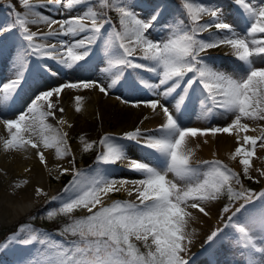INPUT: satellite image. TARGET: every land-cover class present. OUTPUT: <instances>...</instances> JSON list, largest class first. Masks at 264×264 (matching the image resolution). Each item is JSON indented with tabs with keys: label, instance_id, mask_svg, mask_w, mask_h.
<instances>
[{
	"label": "snow or ice",
	"instance_id": "snow-or-ice-1",
	"mask_svg": "<svg viewBox=\"0 0 264 264\" xmlns=\"http://www.w3.org/2000/svg\"><path fill=\"white\" fill-rule=\"evenodd\" d=\"M16 3L22 10L6 4L9 19L0 22V58L11 37L13 71L0 83V148L34 150L49 172L46 152H54L62 162L55 179L72 178L44 210L66 223L48 232L25 221L0 241V255H13L11 264H264V187L245 183L264 180V166L254 163L264 164V0ZM221 47L231 50L236 68L216 63L211 53ZM65 76L78 78L50 83ZM66 90L80 93L71 97L77 114L85 111L84 93L117 90L122 105L149 114L98 140L81 134L79 150L97 154L80 169L70 143L74 124L61 106ZM193 115L207 126H187ZM150 119L159 122L144 127ZM222 134L234 141L227 159L236 167L216 153L198 156ZM34 192L47 195L39 186ZM119 193L127 198L113 199ZM217 204V225L193 253L198 226ZM80 210L86 214L75 216Z\"/></svg>",
	"mask_w": 264,
	"mask_h": 264
},
{
	"label": "rangeland",
	"instance_id": "rangeland-1",
	"mask_svg": "<svg viewBox=\"0 0 264 264\" xmlns=\"http://www.w3.org/2000/svg\"><path fill=\"white\" fill-rule=\"evenodd\" d=\"M8 3H12L13 5H15L17 10H22L21 6L16 3V0H0V22L7 21L9 19L8 16L9 8L5 7V5ZM4 43L6 46V54L4 57L0 58V83L7 82L13 76V71L10 67L7 58V48L11 44V37L6 38ZM228 49L229 48L221 47L212 50L211 54L215 58L217 64L222 65L224 68L231 70L238 66V62L235 60L233 56L226 55V53L231 52V50ZM258 66H264V62L259 63ZM77 78H78L77 76H65L60 78L59 80L50 81V83L56 84L61 79L75 80ZM66 91H67V95L62 96L63 103L61 106H63L66 109L65 113L63 114L64 116L66 114H71V118L69 119V122L73 123L74 127L70 130V137H71L70 143L76 155V167L80 169H85L88 168L90 165H92L95 156L97 154L96 151H94L89 162L84 163L83 158L89 157V155L92 152L84 154L79 150L81 146L79 144L78 138L81 134H85L89 139L98 140L105 132L120 133L134 128L144 115V110H137L131 107H125L118 100H116L115 96L119 94V90L111 94L109 97H104L102 94H100L101 98L94 101L93 111H90L89 109L90 111L89 114L86 111H84L82 115L77 114L74 112V104L71 102V97L74 94H80V93H74L73 90H66ZM86 94H88V92L84 93L85 96ZM127 94H128L127 90H125V95ZM110 97H113L114 100L111 103H107ZM27 100L28 97H25L24 103H26ZM24 103H21L20 101L17 102L18 106L21 108L24 107ZM85 110H88L86 104H85ZM222 121L225 120L217 119L216 121H214V123L217 124V123H221ZM52 122L55 123L54 121ZM205 124H207V122ZM151 127L153 126H150V128ZM211 139L213 140L214 143H216L215 138H211ZM228 151L230 152V149ZM31 152L33 154H31ZM46 153H47L46 154L47 160L48 158L50 159L48 160V162L51 172H49L48 169H46L43 165L39 163L38 160H36L37 158L34 155V150H29V152L23 153L25 157H23L22 160H23V164L26 166H23L24 168L21 171L22 174L21 178H19V173L15 171L14 175H12L9 180L3 181L0 179L1 191H3L5 187L9 188L10 191H14L15 189H13L11 186L14 181L18 182L19 180L22 179H28L30 182L37 184L40 188L44 189L47 192L46 196L37 197L35 194L34 197L38 198L36 204L30 207L29 209H27L23 214L19 215L14 220V222L10 224H6V221L9 220L7 216V212L10 213L11 206L8 205L5 206L3 203H0V241H2L8 234L12 233L17 228L18 225L25 223V221H29L36 228L41 230H47L48 232H53L61 228L66 223L67 218L64 217L63 215L57 216L52 220H49L44 214L45 209L55 207L54 204L50 205L47 203L49 198L59 194L61 190L64 188V186L69 182V177H70V175H68V179L66 181H62V176L60 177L59 180L55 179V177L58 175V171L56 170V165L62 162L55 159L54 152L50 151ZM4 154L5 152L2 150V148H0V155L2 156ZM226 154H222L219 159L226 161ZM31 156L34 158H32ZM65 166L67 165L65 164ZM25 169H31L33 173L31 171L30 172L25 171ZM39 175L40 178L38 177ZM34 176H36V178ZM34 179H36V181H34ZM245 183L254 189H259L261 187H264V180H262L260 184L252 183L249 181H245ZM126 198L127 196L124 193H119L113 196V199H126ZM217 205L218 207H212L211 217H216L218 219L216 215H218L220 212V205L219 204ZM85 214L86 213L83 210H80L75 213V216L79 217ZM32 216H35L36 219L31 220ZM203 220H204V224L202 226H199L200 228L203 229H200V236L196 241L195 245L193 246L194 248L196 246V249L192 247L194 249L192 250L193 253L201 252L200 245L203 244L204 238L215 225V223L210 220L209 221H207L206 219ZM211 222L212 224H210ZM29 251L30 249L21 250V252L18 253V255H26ZM14 258L15 257L11 254L0 255V264H11V261ZM220 259L223 260L224 257L221 256ZM229 259H231V257H229Z\"/></svg>",
	"mask_w": 264,
	"mask_h": 264
},
{
	"label": "bare ground",
	"instance_id": "bare-ground-1",
	"mask_svg": "<svg viewBox=\"0 0 264 264\" xmlns=\"http://www.w3.org/2000/svg\"><path fill=\"white\" fill-rule=\"evenodd\" d=\"M43 11L45 12V14H48L47 10H43ZM57 18H61V17H57ZM65 81H66V79H61L58 83H63ZM99 98H101V97H100V93H98V92H88V94H86V103L85 104L88 107V110H85V111L88 114L90 113V111H93L94 101H96ZM113 100H114V98L110 97L109 101L107 103H111ZM89 109H90V111H89ZM145 114H149L147 112V110H144V115ZM64 117L69 120L71 118V114H66ZM158 122H159L158 119H150L143 126L149 127V128H150V126L154 127V126H156V124ZM185 123L187 124V126H192V127H206L207 126V124H205L206 122L198 120L196 118V116H192L190 120L186 119ZM221 123L223 124V123H225V121H222ZM221 123H217V124H221ZM0 136H6V133L4 132L2 125H0ZM215 141H216V143H214L213 140L211 138H209V143L207 145L202 144L201 149L198 151V156L202 159H211V158H213V153H216V158H220L222 154H226L227 152L230 153L235 147L233 139L230 138L229 136H227L226 134H222L219 137L215 138ZM229 149H230V152L228 151ZM258 153L260 155H264V152H259V150H258ZM31 154H33V153L31 152ZM227 154H226V161L225 162H227L231 166L235 167L236 165L233 162L228 161ZM23 157H25L23 153H7V154L5 153L2 156L0 155V179L3 181L9 180L11 178V176L14 175L15 171L19 173V178H21V175H22L21 171L24 168L23 166H26L23 164V160H22ZM32 158H34V157H32ZM36 160H38V158ZM48 160H50V159L48 158ZM51 160H52V158H51ZM53 163H54V160H53ZM254 163H255L256 167L264 166V164H262L261 161H258V160L254 161ZM48 164H49V162H48ZM34 177L36 178V176H34ZM38 177L40 178V175ZM71 178H70V180H71ZM34 181H36V179H34ZM32 184H34V183L30 182L26 187L19 189V190H14V191H10L9 188H6V187H5V189H3V191H1V189H0V203H3L5 206H7V205L11 206L10 213L5 211V212H7V216L9 219L6 221V224H10V223L14 222V220L19 215L23 214L27 209L34 206L36 204V202L38 201V198L34 197V195H35L34 188L38 185L37 184L32 185ZM13 192H15V194H13ZM215 207H218V205H216ZM216 216L218 217L219 214ZM203 219H206L207 221L210 220V221L214 222L215 225H217L218 219L216 217H211V218L205 217ZM212 222L210 224H212ZM210 227H211V225H210ZM212 227H213V225H212ZM200 229H203V228H200ZM193 248H192V250L196 249V246L194 249Z\"/></svg>",
	"mask_w": 264,
	"mask_h": 264
},
{
	"label": "trees",
	"instance_id": "trees-1",
	"mask_svg": "<svg viewBox=\"0 0 264 264\" xmlns=\"http://www.w3.org/2000/svg\"><path fill=\"white\" fill-rule=\"evenodd\" d=\"M83 159H84V161H87V159H89V158L88 157H84ZM64 177H66V176H64Z\"/></svg>",
	"mask_w": 264,
	"mask_h": 264
}]
</instances>
